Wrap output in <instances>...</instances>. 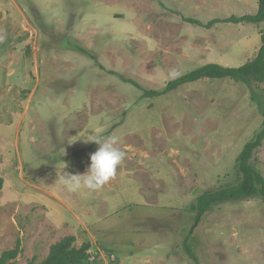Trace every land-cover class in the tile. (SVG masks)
Returning <instances> with one entry per match:
<instances>
[{
	"label": "rangeland",
	"instance_id": "1",
	"mask_svg": "<svg viewBox=\"0 0 264 264\" xmlns=\"http://www.w3.org/2000/svg\"><path fill=\"white\" fill-rule=\"evenodd\" d=\"M258 1L0 0V254L43 261L74 237L92 244L88 264H264L260 197L198 223L192 211L235 183L264 127L251 90L205 79L144 97L206 64L253 60L264 23L187 20L254 15ZM86 129L119 136L125 158L102 188L69 192L60 172L84 174L99 147L77 140ZM253 164L264 177V145Z\"/></svg>",
	"mask_w": 264,
	"mask_h": 264
},
{
	"label": "trees",
	"instance_id": "2",
	"mask_svg": "<svg viewBox=\"0 0 264 264\" xmlns=\"http://www.w3.org/2000/svg\"><path fill=\"white\" fill-rule=\"evenodd\" d=\"M187 22L198 26L211 29L216 24H252L260 25L264 23V0L258 1V10L254 15H245L242 17H231L225 20H214L207 25L194 20ZM224 80L230 79L236 83L245 84L251 90L252 101L258 105L259 110L264 116V32L261 35V47L256 57L239 67H225L219 64H206L195 69L171 82L162 92H148L144 94L145 98L160 97L166 95L178 88L196 83L201 80ZM254 86L261 87V94L257 93ZM264 145V127L262 131L255 135L242 149L236 159L235 169L237 179L234 184L229 185L217 191L206 192L202 194L192 211L195 212L194 221L198 223L206 213L218 204L243 201L260 197L264 202V177L253 164L254 156L257 150ZM2 181L0 180V190ZM190 236L185 242V249L188 256L197 262L196 254L191 248ZM74 237H67L50 248L49 255L43 261L32 259L27 264H88L90 259L91 243H85L80 247L75 245ZM20 254L19 249L5 251L0 254V264H16ZM198 263V262H197Z\"/></svg>",
	"mask_w": 264,
	"mask_h": 264
},
{
	"label": "clouds",
	"instance_id": "3",
	"mask_svg": "<svg viewBox=\"0 0 264 264\" xmlns=\"http://www.w3.org/2000/svg\"><path fill=\"white\" fill-rule=\"evenodd\" d=\"M77 140H82L86 144L94 142L99 147L90 155L91 163L84 174L61 171L58 179L62 187L69 192H78L84 188L98 190L115 176L117 167L125 158V152L117 147L120 137L116 135L100 137L94 132L89 134V130L86 129Z\"/></svg>",
	"mask_w": 264,
	"mask_h": 264
}]
</instances>
